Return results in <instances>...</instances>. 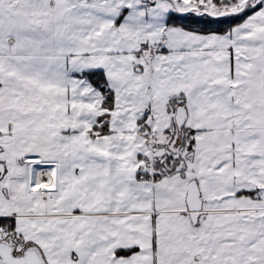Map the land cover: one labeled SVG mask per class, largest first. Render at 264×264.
Wrapping results in <instances>:
<instances>
[{"label":"snow or ice","instance_id":"6c2138e0","mask_svg":"<svg viewBox=\"0 0 264 264\" xmlns=\"http://www.w3.org/2000/svg\"><path fill=\"white\" fill-rule=\"evenodd\" d=\"M0 264H264V0H0Z\"/></svg>","mask_w":264,"mask_h":264}]
</instances>
